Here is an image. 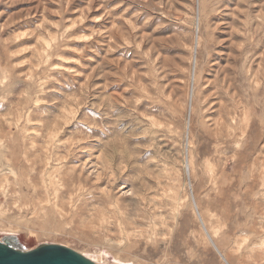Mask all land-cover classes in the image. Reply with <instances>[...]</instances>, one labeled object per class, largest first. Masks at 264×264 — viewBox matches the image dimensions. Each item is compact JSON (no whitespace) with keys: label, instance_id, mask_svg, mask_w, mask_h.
<instances>
[{"label":"rangeland","instance_id":"1","mask_svg":"<svg viewBox=\"0 0 264 264\" xmlns=\"http://www.w3.org/2000/svg\"><path fill=\"white\" fill-rule=\"evenodd\" d=\"M203 225L264 264V0H0V240L227 264Z\"/></svg>","mask_w":264,"mask_h":264},{"label":"water","instance_id":"2","mask_svg":"<svg viewBox=\"0 0 264 264\" xmlns=\"http://www.w3.org/2000/svg\"><path fill=\"white\" fill-rule=\"evenodd\" d=\"M0 264H99L63 245L43 243L33 249L22 246L15 235L0 240Z\"/></svg>","mask_w":264,"mask_h":264},{"label":"bare ground","instance_id":"3","mask_svg":"<svg viewBox=\"0 0 264 264\" xmlns=\"http://www.w3.org/2000/svg\"><path fill=\"white\" fill-rule=\"evenodd\" d=\"M179 17V16H178ZM201 18V17H200ZM200 22V21H199ZM199 27V26H198ZM197 31V30H196ZM197 49V48H196ZM195 71V70H194ZM195 75V74H194ZM195 78V77H194ZM194 81V80H193ZM195 91V90H194ZM193 94V93H192ZM191 110V109H190ZM201 110V109H200ZM189 126H190V121H189ZM161 141V140H160ZM10 157V156H9ZM6 168V167H5ZM186 170H187V175L188 176H190V165L189 164H186ZM10 188V187H9ZM17 189V188H16ZM199 214V213H198ZM201 217V216H200ZM203 227H204V229H205V231H206V233H207V235H208V238H209V240L211 241V243H212V245L215 247V249L218 251V253L220 254V256L222 257V259L227 263V264H229L228 263V261H227V259H226V257H225V255L220 251V249L216 246V244L214 243V241H213V239H212V237L209 235V233L207 232V230H206V228H205V226L203 225Z\"/></svg>","mask_w":264,"mask_h":264}]
</instances>
